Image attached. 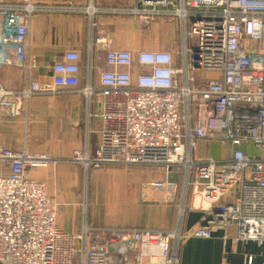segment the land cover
<instances>
[{
  "label": "built area",
  "instance_id": "1",
  "mask_svg": "<svg viewBox=\"0 0 264 264\" xmlns=\"http://www.w3.org/2000/svg\"><path fill=\"white\" fill-rule=\"evenodd\" d=\"M33 12L31 0H0V69H21L28 79L36 68L28 54ZM85 12L92 18L95 8ZM131 14L142 27L177 17L180 47L133 52L112 48L103 35L88 45L89 52L103 54L104 64L89 62L87 83L78 91L86 99V134L97 124L96 143L91 153L88 147L74 152L73 161L91 171H160L163 178L152 189L145 185L146 201L179 199L178 226L155 231L84 225L78 236H69L57 226L45 184L30 178L50 166V156L0 144V264H179L185 240L210 239L215 232L226 239L228 230L234 243L264 247V0H133ZM80 61L76 51H66L51 65L48 83L28 80L17 91L0 84V116L14 120L33 97L75 91ZM94 69L96 87L90 81ZM198 71L219 78L199 84ZM201 142L229 153L198 158ZM190 211L200 212L201 220L182 232ZM246 264H253L251 257Z\"/></svg>",
  "mask_w": 264,
  "mask_h": 264
},
{
  "label": "crops",
  "instance_id": "2",
  "mask_svg": "<svg viewBox=\"0 0 264 264\" xmlns=\"http://www.w3.org/2000/svg\"><path fill=\"white\" fill-rule=\"evenodd\" d=\"M31 4L34 12L28 19V54L36 61V68L30 73L29 79L21 69L2 68L0 84L6 90L17 91L24 88L28 80L48 83L51 65L59 61L64 52L71 50L76 51L81 58L79 85L73 92L60 91L52 96L31 98L27 102L26 117L19 114L10 120L5 114L0 116V144L13 150L25 148L31 153H48L53 160L49 168L60 172L62 167L74 165L71 162L74 152L84 151L87 147L92 151L94 146L95 126L91 125V133L87 135L86 99L78 91L87 83L89 62L98 68H103L104 64L103 54L98 55L94 50L89 52L88 45L103 35L110 40L114 49L135 50L131 47L130 38L141 20L131 14L133 0H31ZM89 5L95 8L92 18L85 12ZM90 79L92 86L96 87L98 71L94 69ZM37 128L43 137H39ZM202 143H199V147ZM123 168L116 183L122 184L120 188L125 191L119 201L112 202L117 217L110 223L123 228L175 229L178 218L174 208L132 204L133 186L137 181H143L144 174L136 175L132 169ZM42 172V178L47 180L48 173ZM66 197V203L81 199L79 196ZM200 220V212H188L181 223L182 232L196 226ZM100 221L89 224L100 228L111 226L105 225L104 219ZM57 225L64 233L76 234L82 223L73 210H60ZM233 235V231L228 230L226 239L223 232H215L210 239L185 240L179 249V264H246L249 257L253 264H261L264 247H258L254 242L234 243Z\"/></svg>",
  "mask_w": 264,
  "mask_h": 264
},
{
  "label": "rangeland",
  "instance_id": "3",
  "mask_svg": "<svg viewBox=\"0 0 264 264\" xmlns=\"http://www.w3.org/2000/svg\"><path fill=\"white\" fill-rule=\"evenodd\" d=\"M172 18L173 19L170 20L161 18L156 20L155 22L147 24L145 27H142L141 24L138 22L137 29L134 30L135 32L132 33V36L130 38V41L132 42L131 47L132 49H135L131 51H165L168 49L179 48L181 44V38L183 36V29L181 27L179 19L177 17ZM195 77L196 80L199 81V84H203L204 81L219 78V75L217 73L198 71L196 72ZM26 107L27 102L23 103L21 111L19 112V114H21L22 116L25 115V117L27 115ZM91 125H94L95 128H93V130L97 131L96 122H92ZM91 125L90 131L92 130ZM37 130L39 131V137H43L44 135L39 130V128H37ZM93 138V144L95 145L96 136L94 135ZM93 149L94 146L92 148V151ZM250 151L252 154H257L254 150H252V148H250ZM228 153L229 150H223L217 144L205 142L200 144L199 150L196 155L198 158H205L209 156L218 157L222 155H227ZM73 160L74 157L71 158V162L74 165H70V167H62V171L60 172L56 169L55 171H53V167H48L49 169L47 170L40 169L30 173V178L32 180L45 184L47 189V195L56 215V220L60 210H73L75 213L78 214V217L80 218V221L82 223L79 232H77L76 234H65L69 236H78L81 233V229L84 225H87L90 228L100 229V227L92 226L89 223H93L94 221L93 224H95L96 221L100 220V222H102V219L105 220V225L108 226L111 224V226L108 227H101L102 229H123V227H116L114 226V223L110 222H113L117 217V212L114 210V208H112V202L114 200L119 201L120 195L124 194L125 191V189L121 190L120 188L122 184L116 183V180L117 182H119L118 180L120 177V170H123L125 168H123L122 166H104L101 167L98 171L84 170L80 164L74 162ZM51 163H53V160ZM127 168L132 169L134 172L133 174H144L143 181L139 180L133 186L132 204L136 206L143 205L172 207L175 209V214H177L178 218L177 205L179 199H176L175 204H167L165 201H162L163 199H161V201L157 199H151V202L146 201L147 198L145 195V185L149 184V188L152 189L153 187H150L152 183L162 179L163 173L158 170H153L146 167L129 166ZM42 171H46L48 173L47 176L45 175L47 177V180L42 178ZM38 177L39 179H37ZM114 183L116 184L114 185ZM126 186L127 185H125V187ZM72 196H79V198L81 199L73 203H71L70 200V203H66L64 197L71 198ZM54 201L56 203H53ZM134 229L146 230L147 228ZM151 230L162 231L161 229Z\"/></svg>",
  "mask_w": 264,
  "mask_h": 264
},
{
  "label": "bare ground",
  "instance_id": "4",
  "mask_svg": "<svg viewBox=\"0 0 264 264\" xmlns=\"http://www.w3.org/2000/svg\"><path fill=\"white\" fill-rule=\"evenodd\" d=\"M157 250L155 251V254H157L158 253V251H159V255H160V249L159 248H156ZM142 251H143V253H149L150 255H151V253H150V250L148 249V248H143V249H141ZM152 257H154L153 259H154V261L156 262H158V255L156 256V255H151Z\"/></svg>",
  "mask_w": 264,
  "mask_h": 264
},
{
  "label": "water",
  "instance_id": "5",
  "mask_svg": "<svg viewBox=\"0 0 264 264\" xmlns=\"http://www.w3.org/2000/svg\"><path fill=\"white\" fill-rule=\"evenodd\" d=\"M203 225H204V224H203ZM126 245L130 246L131 244L129 245V243H126Z\"/></svg>",
  "mask_w": 264,
  "mask_h": 264
}]
</instances>
